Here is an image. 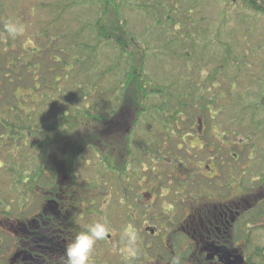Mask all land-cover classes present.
Returning a JSON list of instances; mask_svg holds the SVG:
<instances>
[{
    "label": "trees",
    "instance_id": "obj_1",
    "mask_svg": "<svg viewBox=\"0 0 264 264\" xmlns=\"http://www.w3.org/2000/svg\"><path fill=\"white\" fill-rule=\"evenodd\" d=\"M135 1H42L39 5L45 10L49 9L48 15L52 19L37 32L29 34L26 42H16L19 48L22 46L21 52L3 55V49H10L13 44L8 38L0 40V171L12 175L11 181L16 176L21 178L27 172L19 166H16L18 168L15 171V165L18 164L14 162L13 150L20 148L32 154L28 173L31 174L34 186L41 185L46 177L45 171L51 175L49 182L53 183L57 179L58 170L62 169V152L59 151L62 143H65V157L72 160L80 156V160L84 161L87 151L93 152L97 162L103 165L109 164L112 153L114 156L118 154V159L126 156L129 160L130 156H134L133 147L137 146L143 151L146 164L152 165L157 155L158 163L171 164L179 157L172 154L174 145H182L184 138L191 132L183 130L188 123L185 118L192 119L193 125L197 122L202 125V119L206 116L211 120V108L220 117L224 109L220 106L221 93L215 94L209 91V87L219 90L217 84L224 82L220 80L221 76L225 80V65H235L239 74L240 61L248 60L250 55L239 57L229 49L223 55V63L217 65L214 73L209 76L202 66L204 57L197 61L198 55L186 51L184 55L188 62H185V68L172 73L175 82L163 83L164 86L159 87L148 78L145 62L149 55L158 58L161 55L157 53L160 52L169 57L183 58V54L175 55L173 52L176 43L183 39L168 31V28L177 29L181 24V15L178 16L179 8L173 6L176 4L172 1L164 3L162 0H144L142 4L133 5ZM238 1L245 10L264 18V0ZM128 7L141 9L143 15L151 21V26L159 29L158 36L160 33L163 37L168 36L165 42L151 48L150 42L140 41L136 33L128 28L125 15ZM71 8L77 10V15H73L69 21L80 26L76 30L66 31L61 28V24L66 22L64 17L70 15ZM182 12L185 18H189L193 8ZM85 17L92 19L84 22ZM8 18L4 8L0 7V25L4 22V26ZM2 31L3 27H0ZM190 39L188 35L184 41ZM30 44L33 45L31 49ZM101 53L118 55L117 67L107 72L118 70L117 74L111 75L112 79L122 76L118 87L107 88L100 84L106 77L105 73L97 74L101 70V55H98ZM156 60L164 66L165 59ZM179 71L185 73L180 74ZM156 97L163 100L159 106L150 108L145 104ZM94 98H101L103 105L92 109L90 102ZM93 110L98 113H92ZM151 110L161 116L159 124L166 130L162 129L161 134L153 132L150 138L154 148H144L134 142L133 135L141 118ZM253 110L257 111L258 108L253 107ZM162 144H170L172 150L165 154L166 149ZM131 163L138 166L142 164L135 158ZM116 164L119 166L122 163L117 160ZM130 165L129 170L133 176L136 172ZM121 169L120 166L116 171ZM119 179H123L121 172ZM255 256L257 264H264L263 247H256Z\"/></svg>",
    "mask_w": 264,
    "mask_h": 264
},
{
    "label": "flooded vegetation",
    "instance_id": "obj_2",
    "mask_svg": "<svg viewBox=\"0 0 264 264\" xmlns=\"http://www.w3.org/2000/svg\"><path fill=\"white\" fill-rule=\"evenodd\" d=\"M64 145L59 147L62 169L57 179L50 183L51 175L45 171L46 177L36 186L28 173L32 154L26 149L13 150L18 164L15 171L19 166L27 172L11 181L9 195H0V264H59L66 244L76 233L104 218L112 231L96 244L91 264H170L174 256L181 264H257L252 236L264 226L253 224L264 215V193L253 186L254 180H249L250 186L243 183V173L248 171L243 172L237 164L239 155L233 154L235 163L230 164L225 162V148L218 152L207 148L206 153L207 145L174 149L173 155L184 151V157L201 161L160 164L157 155L152 165H139L143 176L132 180L129 160L112 153L109 164L103 165V180L81 181L80 156L77 160L66 158ZM117 160L122 164L118 166ZM120 166L122 169L116 171ZM120 172L123 179H119ZM145 180L146 189L140 191ZM133 184H137V191ZM146 197L150 203L143 205L141 199ZM113 199L124 209L120 236L113 233ZM130 201L148 217L157 212L156 204L160 211L155 215H164L159 228L144 229L148 237L139 239L134 256L128 254L125 243V232L131 228L127 221L134 216L127 209Z\"/></svg>",
    "mask_w": 264,
    "mask_h": 264
},
{
    "label": "rangeland",
    "instance_id": "obj_3",
    "mask_svg": "<svg viewBox=\"0 0 264 264\" xmlns=\"http://www.w3.org/2000/svg\"><path fill=\"white\" fill-rule=\"evenodd\" d=\"M42 1L55 2L56 0H0L2 4L0 7L4 8L5 14L9 17L8 19L19 20L26 26L23 35L16 38L7 37L12 40L13 46H11L10 49H3L5 50L3 55H8L10 52H21L20 48L22 46L20 45L21 47L19 48L16 42H26L29 34L37 32L42 28V25H45L52 19V16L48 15L49 9L45 10L44 7L39 5ZM136 1L133 5L142 4L144 0ZM170 1L176 4L173 6H178L179 8L178 16L181 15V24L178 25L175 30L168 28V31L183 39L181 42L176 43L175 51H173L175 55H180L179 53L183 54V58H176L178 56L169 57L170 55L161 52L157 53V55H161L158 56V58L165 59V64L163 66L160 64V59L156 60L158 58H155V55L148 56L147 62H145L146 73L148 78L151 79L153 83H156L157 86L162 87L164 86L163 83L175 82V77L172 78V73H177L179 69L185 68V62H188L186 61L187 57L184 55L186 51H189L192 55H198L196 58L197 61H200V57H204V59H202V66L205 74L209 76L214 73L216 67H218L217 65L223 63V55H225L226 51L229 49L232 50L233 55L239 57L250 55L248 60L240 61L241 72H239V74L236 72L237 67L235 65H225V69L223 70L225 80L224 77L221 76L222 78L220 80L224 82H219V84H217L219 90L209 87V91L215 92V94L221 93L219 94L222 100L220 106H223L224 109L222 114L219 115L220 117L218 118L216 116L217 111L211 108V120L214 122L206 116V118L202 119V125L198 124V122L193 125L192 119L185 118V121L188 123L183 130H191V135L184 138L182 145H174L175 150L193 147L204 148V145H207L205 150L206 153L208 150L207 148H209V150H215V152H218L219 148H225V162L233 164L235 161L232 155H239L240 160L237 164L241 165L243 172L248 171L243 173L245 175L244 178L242 176L243 183L250 186L249 180H254L253 186L258 189V191L264 193V18L245 10L238 0H233V2L232 0H162L164 3ZM37 5H39L38 9L36 8ZM191 8H193V14L189 18H185L182 11H189ZM140 10L141 9L136 7H128V10L125 11L128 28L131 32L136 33L140 41L143 42L146 40L150 42L151 48L157 47L162 42H165L164 40H166L168 36L163 37L161 33L158 36L159 29L156 27L153 28L151 26V21H149ZM76 13L77 10L71 8L70 15L67 14L64 17L66 22L62 21V29L69 31L79 28L80 25L78 23L74 21L70 23L69 21ZM91 19V17L90 19L89 17H85L83 21L88 22ZM3 23L4 22H1L0 27H3ZM188 35L191 36V41H184ZM145 45H147L146 42ZM29 47L31 49L33 45L30 44ZM105 54L106 53L98 54L101 55L99 57L101 70H99L97 74H106L104 81L100 84L107 88L118 87L122 76L116 79H112L111 77V75L117 74L118 70L115 69L113 73H107L110 69L117 67L119 63L118 55ZM214 57H216V60H213ZM190 60L189 63L191 62ZM196 67H199V64H196ZM179 72L180 74L185 73L182 71ZM194 72L197 71L195 70ZM170 74L171 78L169 79ZM226 74L228 75L226 76ZM183 86H186V83H183ZM99 97L105 98L107 96ZM101 98H94V101L90 102V104H92V109L103 105ZM231 98L235 100H229ZM161 102H163V100L161 101L160 98L156 97L151 98L150 101H147L145 104L152 108L153 106H159ZM253 107L254 109L257 107L258 110H253ZM151 111L141 118V121L136 127L135 134L133 135L134 142L139 143V145H142L144 148H154L151 145L150 138L153 132L161 134L162 129L166 130L164 126L159 124L161 116L153 112V110ZM92 113L97 114L98 111L93 110ZM169 145L170 144H162V147L164 146L166 149L164 152L165 154L172 150ZM133 149L134 156H130L128 161V163L130 162L129 164H132V169L136 172L133 176L130 172V179L132 178V180H134V177H136L135 179H139L143 176L142 172L139 171L140 168H138V165L136 163H131L132 159H138L141 163H146L147 161L143 158V151L139 147L137 148V146H134ZM24 152L25 151L22 153ZM187 152L188 150H186V153ZM184 153L183 151L179 158L172 163L197 164L201 161L190 156L184 157ZM210 157L212 156L204 159V162ZM84 159L86 161H82L83 159L80 160V163H82L81 181L95 178L97 180H103L106 176V169L101 162H97L94 153L91 151L85 152ZM26 163L28 162L26 161ZM242 171H240L241 174ZM6 174V171H0V177L2 179L0 182V194L2 196L9 195L10 181L12 179V175L8 176ZM114 179H118V176L114 175ZM146 183H148V180L142 182L140 191L146 189L144 187ZM133 187V190L137 191V184H133ZM141 203L147 205L150 201L146 197L141 199ZM134 206V203L130 201L127 209L128 212L135 217L130 216L127 222L130 224L131 228L136 230L138 243L142 236L147 235L144 229L148 226L151 228H159V220L163 219L164 215L160 214L159 217L156 216L160 211L158 210L160 208L158 204L154 206L157 212L150 214V217L144 214L145 211L143 209ZM110 210L114 214L112 220L113 227L115 228L113 230L114 236L115 234L120 236L122 235L121 228L124 224L122 217L124 211L123 206L118 204L116 199H113V205ZM152 217H156L158 221H156V219L153 220ZM253 226H264V215L261 217L259 216L256 224H253ZM145 237H148V235ZM252 237H254L255 241L253 253L256 247H258V249L264 248V229L260 228ZM125 243H127V241ZM153 259L154 256L151 255L149 260L152 261Z\"/></svg>",
    "mask_w": 264,
    "mask_h": 264
},
{
    "label": "clouds",
    "instance_id": "obj_4",
    "mask_svg": "<svg viewBox=\"0 0 264 264\" xmlns=\"http://www.w3.org/2000/svg\"><path fill=\"white\" fill-rule=\"evenodd\" d=\"M26 26L16 19H9L0 32V40L7 37L16 38L24 34ZM112 229L106 218L97 220L88 225L85 230L76 233L74 239L66 244L64 254L59 258V264H91V257L96 244L108 238ZM127 238L128 254L134 256L137 246V232L134 228H129L125 232ZM116 251V249H113ZM170 264H181L179 257H173Z\"/></svg>",
    "mask_w": 264,
    "mask_h": 264
}]
</instances>
